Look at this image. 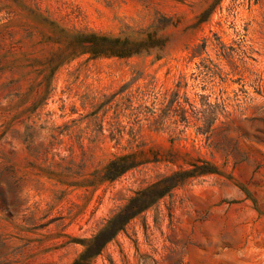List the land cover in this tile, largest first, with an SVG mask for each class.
<instances>
[{
    "label": "rangeland",
    "instance_id": "obj_1",
    "mask_svg": "<svg viewBox=\"0 0 264 264\" xmlns=\"http://www.w3.org/2000/svg\"><path fill=\"white\" fill-rule=\"evenodd\" d=\"M0 264H264V0H0Z\"/></svg>",
    "mask_w": 264,
    "mask_h": 264
}]
</instances>
